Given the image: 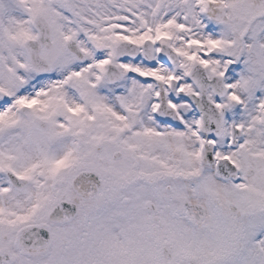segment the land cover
Instances as JSON below:
<instances>
[{"label": "snow or ice", "instance_id": "snow-or-ice-1", "mask_svg": "<svg viewBox=\"0 0 264 264\" xmlns=\"http://www.w3.org/2000/svg\"><path fill=\"white\" fill-rule=\"evenodd\" d=\"M0 264H264V0H0Z\"/></svg>", "mask_w": 264, "mask_h": 264}]
</instances>
